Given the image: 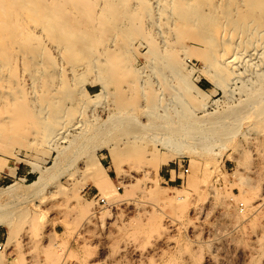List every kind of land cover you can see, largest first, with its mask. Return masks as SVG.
Segmentation results:
<instances>
[{
    "label": "rangeland",
    "instance_id": "374dc122",
    "mask_svg": "<svg viewBox=\"0 0 264 264\" xmlns=\"http://www.w3.org/2000/svg\"><path fill=\"white\" fill-rule=\"evenodd\" d=\"M106 38L107 34L103 35L102 44H107ZM112 38L115 44L123 42L126 45L115 52L125 73L114 74L115 85L109 86L105 99L92 102V97L101 89L100 82L94 79L105 74L98 68L88 67L85 51L76 53L70 63L72 70L61 72L73 79H68V83L79 101L74 100L73 105H69L72 113L64 117L60 136L52 141L41 134H33V128L27 132L18 128L0 131V191L14 185L12 192L0 196V203L7 207H3L4 212L13 214L15 221L11 240L6 230L0 228V254L3 256L0 264H51L52 254L54 257L57 251L65 254L67 264H177L179 261V264H264V208L249 210L246 203L247 200L254 207L264 192V102L259 98L254 101L256 95L252 94L258 90H252L256 88L252 83L256 81L253 76L248 77V73L258 70L257 66L262 64L252 45L256 49L255 40L263 41L264 35L256 39L254 36L255 40L251 37L250 44H253L251 49L247 48L250 55L246 54L247 61L238 65L242 82H230L224 92L203 77L204 60L196 57L204 51L203 46L193 40L185 41L189 49L197 50L183 60L185 69L192 71L190 82L197 90L191 93L194 100L185 107V111L192 113L191 120L196 121L204 114L216 117L224 110H241L219 124L215 121L217 125L211 130L216 134L210 151L197 149L192 155L184 149L182 139L177 147L168 150L150 138L135 140L131 137L127 130L131 125L139 124L142 130L148 131L161 123V117L148 112L150 102L149 97H145L150 96V84H154L153 88L156 85L151 67L153 56L143 37ZM156 38L159 44L161 40ZM101 58L105 60V56ZM79 59H84V63L78 65ZM105 63L101 62L100 66L107 69ZM247 77L251 85L246 82ZM142 81L146 86L140 91L138 86ZM250 89L252 93L248 92ZM248 93L253 102L247 98ZM176 118L186 121L180 116ZM113 121L117 127L106 129ZM77 122L85 124L82 127L78 123L80 127L77 128V124L74 129ZM81 131L84 136L77 140ZM73 138L77 143H86L82 147L73 146ZM103 142H121L117 144L120 152L117 151L115 163ZM173 148L181 149V155L176 156ZM169 154L173 155L172 160L160 166L156 164ZM177 165L187 173L183 175L182 170L174 173L172 170ZM41 171L46 175L42 187L35 191L29 185L37 180ZM100 173L110 178L106 192L116 187L117 195L110 192L108 198L94 186L92 179ZM175 192L185 195L184 200H162ZM228 192L236 199L229 198ZM146 213L156 215V226L151 225L154 220H148ZM244 213H248L246 217L242 216ZM91 214L92 222L88 223Z\"/></svg>",
    "mask_w": 264,
    "mask_h": 264
},
{
    "label": "bare ground",
    "instance_id": "6f19581e",
    "mask_svg": "<svg viewBox=\"0 0 264 264\" xmlns=\"http://www.w3.org/2000/svg\"><path fill=\"white\" fill-rule=\"evenodd\" d=\"M260 27L262 30H259ZM106 34L107 44L105 45L104 42L102 44V41H104L103 35ZM135 35L146 40L149 44L151 56H153L151 67L156 75L153 76L156 77V85L153 88L154 84H150V96L148 94L145 97H149L148 112L151 113V116L161 117V123L155 124L148 131L142 130L139 124L136 126L131 125L127 128L132 135L131 137L135 140L137 138H150V141L160 143L162 148H169L168 150L172 146L177 147V142L182 139L185 143L184 149H188L190 155L195 154L197 149L201 152L210 151V146L214 143L213 138L216 134V131L211 130V127L219 124L220 121H224V118L231 116V114H236L240 109L224 110L216 117L212 114H204L196 121L191 120L192 113L188 110L185 111V107L190 101L194 100L191 93L196 88L190 82L189 76L192 71L185 69L183 60L186 56L196 54L197 50L193 51L194 49L190 48L192 52L186 46L185 41L193 40V42L200 43L203 46L204 51H198L200 54L196 55V57L200 56L205 63V68L202 71L203 77L212 81L219 89L221 88L222 92L227 91L224 88L227 85L229 86L230 82L241 81L238 65L244 60L247 61L246 54L250 55L247 48L251 49V44H253V42L250 44L251 37L253 39L255 36L256 39V36L264 35V0H0V131L18 128L27 132L33 128V134H41L49 140L57 135L60 136L64 126L63 119L67 118L66 115L72 113L70 112L72 106L69 107V105H73L74 100L79 98V96H77L78 98L76 95L73 96L76 92H72L73 88L71 89L68 83L69 78L63 76L62 73L65 70H72L71 67L73 66L70 64L73 62L71 60L72 56L74 57L76 53L85 51L87 57L84 56L85 58H83H89V60L87 59L89 61L88 67L94 70L98 68L101 74H105L103 77H97V74V78L94 79L101 84L100 91L92 97V102L98 103L94 100L105 99L109 86L113 84L114 87V74L124 71L122 70L124 69L123 64H120L121 62L115 52L118 48H124L126 45L123 42L121 45L115 44L112 37L121 36L125 38ZM156 37L161 40L160 45L155 42L157 41L155 40ZM261 40H255L256 43L254 42L260 47L257 46L259 50L257 47V50L255 49V45H252V47L262 60V64L258 63L260 65L257 66L258 70L255 69L250 74L248 73L250 75L248 77L252 78L253 76L256 81L252 83V85L256 84V88L253 87L252 90H258L252 94L256 95L253 98L254 101L259 98L264 102V40ZM99 45H103V47ZM82 55L79 58H82ZM103 56H105V60L101 58ZM83 60L81 59L78 65L84 63ZM87 60H85L86 63ZM260 60L259 62H261ZM104 61L105 64H108L107 69L100 66L101 62ZM97 62H99L98 65ZM254 68L255 66L252 67V69ZM246 70L249 72L248 69ZM250 78L246 82L248 81L251 85ZM150 80L152 79L150 78ZM140 83L138 89L142 91L146 85L142 84L145 83L143 81ZM79 84L82 85L78 83V86H80ZM251 87L249 86V88ZM79 89L81 90L80 87ZM248 92L252 93L251 89ZM250 93L246 95L248 99ZM141 97H143L142 94ZM164 100H167V104L162 103ZM203 107L205 105H202ZM177 116L186 121L189 118L190 122L189 120L188 122L180 121L176 118ZM215 121L217 124H215ZM79 122L74 124L73 128ZM207 123L210 125L207 126ZM79 124L82 126L85 123ZM79 124L76 126L77 128L80 127ZM231 125L233 126L234 123H231ZM116 127L117 125L113 121L106 129ZM157 135H160L159 138ZM83 136L82 132L75 138L78 140ZM47 138H44V140L47 141ZM76 139L73 138L72 141L75 145L73 143L69 145L82 147L86 143L84 141L77 143ZM118 143H102L103 146L107 147L112 157L111 161L113 160L114 163L117 151L120 152V149H117ZM172 150L176 152V156L177 154L181 155V149L175 150L173 148ZM168 152L170 153V151ZM172 159L173 155L166 156L158 162L156 161V164L160 166ZM56 160L58 161V159ZM98 165L104 171L103 166L100 163ZM118 166L116 165V168L120 171ZM104 174L101 176L100 173V176L97 174L93 177L94 186L108 198L111 193L117 195L116 187L112 188L111 193L106 192L105 186L110 178ZM156 174H158V168ZM45 175L46 173L41 171L37 180L31 183L29 187L35 191L38 190L42 187ZM238 180L243 184L244 181L241 178ZM13 188L14 185H10L7 190L0 191V196L2 194L8 195ZM228 196L236 199V196L231 192H228ZM184 198L185 195H179L175 192V195H166L162 200L178 202L184 200ZM243 202H245V199H243ZM246 203L249 210H262L264 208V192L259 195L257 205L254 207L247 200ZM3 205H0V228L6 230L9 240H11L13 239L15 221L12 213L4 212L5 207ZM138 205L135 206L138 207ZM151 214H145L148 216V220L151 218L154 220L156 216L155 214L151 216ZM247 214L244 213L242 216L246 217ZM92 215L88 216V219L85 218V223L86 219L88 223L91 221ZM155 220L158 219L155 218ZM155 220H151V223L154 222L151 225L156 226L154 225ZM117 221H114V223H117ZM158 230L161 233L160 229ZM157 250L154 251L157 252ZM158 252L160 253V251ZM209 256L207 257L210 259L211 256ZM52 257L53 263H51V259L47 258L51 264H67L63 252L57 251ZM2 259L3 256L0 254V261ZM119 260L121 259L119 258Z\"/></svg>",
    "mask_w": 264,
    "mask_h": 264
},
{
    "label": "built area",
    "instance_id": "2783aa9c",
    "mask_svg": "<svg viewBox=\"0 0 264 264\" xmlns=\"http://www.w3.org/2000/svg\"><path fill=\"white\" fill-rule=\"evenodd\" d=\"M182 170V174L184 175V174H186L187 173V171L182 167L181 168V166L180 165H177L176 167H174V169L172 170L174 173H178L179 174V172ZM100 202L101 203H103V201L102 200H100Z\"/></svg>",
    "mask_w": 264,
    "mask_h": 264
}]
</instances>
